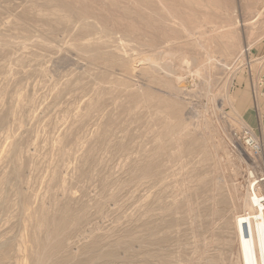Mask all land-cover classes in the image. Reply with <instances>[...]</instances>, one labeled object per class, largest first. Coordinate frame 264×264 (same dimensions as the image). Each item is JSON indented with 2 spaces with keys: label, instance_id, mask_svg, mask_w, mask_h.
I'll return each mask as SVG.
<instances>
[{
  "label": "rangeland",
  "instance_id": "1",
  "mask_svg": "<svg viewBox=\"0 0 264 264\" xmlns=\"http://www.w3.org/2000/svg\"><path fill=\"white\" fill-rule=\"evenodd\" d=\"M263 40L264 0H0V264H241Z\"/></svg>",
  "mask_w": 264,
  "mask_h": 264
},
{
  "label": "bare ground",
  "instance_id": "2",
  "mask_svg": "<svg viewBox=\"0 0 264 264\" xmlns=\"http://www.w3.org/2000/svg\"><path fill=\"white\" fill-rule=\"evenodd\" d=\"M252 174L254 175V172ZM263 180H258L256 177L250 180L248 194L243 205L244 210L236 216L235 228L241 264H264L260 261L264 250V185L261 184Z\"/></svg>",
  "mask_w": 264,
  "mask_h": 264
},
{
  "label": "crops",
  "instance_id": "3",
  "mask_svg": "<svg viewBox=\"0 0 264 264\" xmlns=\"http://www.w3.org/2000/svg\"><path fill=\"white\" fill-rule=\"evenodd\" d=\"M251 62L237 78L235 108L264 143V40L254 47Z\"/></svg>",
  "mask_w": 264,
  "mask_h": 264
},
{
  "label": "built area",
  "instance_id": "4",
  "mask_svg": "<svg viewBox=\"0 0 264 264\" xmlns=\"http://www.w3.org/2000/svg\"><path fill=\"white\" fill-rule=\"evenodd\" d=\"M263 95H264V92L262 93ZM245 138H247V133H246V137ZM247 144L248 143H251V146H252V149H254V148H259L258 146H257V143L256 142H251V141H249L248 140V138H247V142H246ZM254 144V145H253ZM263 183H264V180H263ZM260 261H262V262H264V250H263V252L261 253V256H260Z\"/></svg>",
  "mask_w": 264,
  "mask_h": 264
}]
</instances>
